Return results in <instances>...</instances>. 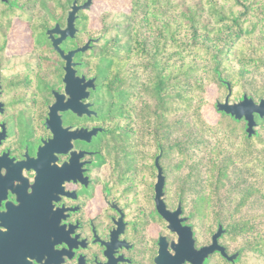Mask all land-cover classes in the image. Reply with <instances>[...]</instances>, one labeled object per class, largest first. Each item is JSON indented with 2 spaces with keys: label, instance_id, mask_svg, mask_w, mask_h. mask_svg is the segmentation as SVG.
Returning <instances> with one entry per match:
<instances>
[{
  "label": "flooded vegetation",
  "instance_id": "af4514ba",
  "mask_svg": "<svg viewBox=\"0 0 264 264\" xmlns=\"http://www.w3.org/2000/svg\"><path fill=\"white\" fill-rule=\"evenodd\" d=\"M23 2L0 0V264L235 262L240 253L226 257L233 252L222 223L216 238L222 250L215 249L220 222L215 226L210 209L213 185L167 181L161 148L148 165H115L107 158L106 129L91 98L99 83L87 73V49L74 53V69L84 82L95 77L81 102L90 101L96 113L88 116L79 103V111H58V126L50 106L55 92H64L65 61L46 33L55 23L38 20V8ZM75 35L61 41L64 51L81 45ZM67 41L73 45L65 46ZM260 119L255 114V129ZM92 127L101 130L89 140L81 136L80 129ZM158 154L163 179L157 202ZM183 185L195 193L189 207L181 197Z\"/></svg>",
  "mask_w": 264,
  "mask_h": 264
},
{
  "label": "trees",
  "instance_id": "16d2710c",
  "mask_svg": "<svg viewBox=\"0 0 264 264\" xmlns=\"http://www.w3.org/2000/svg\"><path fill=\"white\" fill-rule=\"evenodd\" d=\"M30 1V7L35 8ZM66 1L71 0H46L39 8H47L51 16L50 8H54V23L62 22ZM128 2L129 9L124 12L125 45L116 32L105 41L99 38L86 50L87 73L95 75L99 83L91 98L103 121H108L103 122L104 136L110 134L114 143H121H113L116 149H128L132 136L135 141H146L148 137L157 143L156 147L178 148L183 153L186 146H181L179 140L166 145L162 141L168 139L175 126L191 117L205 127H219L226 117V130L230 136H243L239 150L242 157L250 154L253 158L249 162L254 165V176L246 165L245 180H250L234 194L237 200L230 215L227 213L226 234L242 246L241 252L248 250L264 256V157L252 152L255 136H247L245 130L240 132L239 121L217 111L204 96L212 82L225 89L228 60L242 62L238 73L243 74L249 71L247 64L260 58L258 52L257 56L249 52L264 44L251 48L244 39L255 33L264 37V0ZM87 18L83 16L86 21ZM80 31L81 28L75 39ZM87 36L92 34L88 32ZM71 45L72 41L65 42V46ZM231 78L227 80L230 90ZM208 118L216 120L212 123ZM226 136L229 137L227 132ZM225 163L219 157L214 161L217 183H223L225 177L229 180L228 161ZM230 190L226 188L229 196L233 193Z\"/></svg>",
  "mask_w": 264,
  "mask_h": 264
},
{
  "label": "rangeland",
  "instance_id": "374dc122",
  "mask_svg": "<svg viewBox=\"0 0 264 264\" xmlns=\"http://www.w3.org/2000/svg\"><path fill=\"white\" fill-rule=\"evenodd\" d=\"M71 1L65 2L66 6L64 7L63 19L62 22L58 21L59 23L65 21L66 12L69 9ZM82 1L84 0H80L79 2ZM32 2L34 4L33 6L38 8V20H45V18H47L49 23H54V8H50L52 10V16L47 12V8H39L46 0H32ZM30 4V0L23 2L25 6H31ZM128 7V0H93L88 9L78 12V17L75 20L76 27L82 30L79 32L77 38L78 43L83 44L89 37H99L101 41H105L111 36H114L117 32L118 40L121 44L125 45L127 35L123 30L126 24L124 21V12L129 9ZM105 12L108 14H105ZM83 16H88L87 21L83 19ZM78 18L81 20H79L80 22L78 21L77 24ZM88 32L92 34V36H87ZM244 40L246 44L250 43L249 46L251 48H259L264 44V37L256 33L252 37H247ZM257 52L261 54L259 56L260 58L247 64L246 68H248L249 71L243 74L238 73V66L242 64V62L235 59L227 61L226 80L232 77L230 101H237L241 98L243 93L251 96L255 101H258L260 97H264V47L249 53L251 56H257ZM230 74H232V76ZM226 93V86L225 89H223L217 83L212 82L207 86L204 96L208 100V103L214 107L215 102L217 100L222 101ZM215 115L216 114H214V116ZM207 120L213 123L216 119L208 118ZM103 122L108 123L106 120ZM227 125L226 117L221 126H213L210 128L199 124L194 118H187L186 121L184 120L183 124H178L174 127L169 133L168 139H166L167 137L162 139L165 145L179 140L181 146H186L183 148V153L179 152L178 148L164 150L161 146L156 147L155 145H157V143H153L148 137H146V141H141L140 139L135 141L132 136L131 141L127 144V146H129L128 149H116L112 147L114 141L111 140L112 137L110 134L103 135L104 141L102 148L107 158L115 165L152 164L153 156L157 154L161 148V164L166 169L167 181L171 183L202 181L208 182V184L210 183V186L213 185L214 194L210 209L211 212L213 210L212 213L215 219V226H217L219 222L226 226L227 213L230 215L235 201L237 200L235 197L237 194L236 192H239L250 180V178L245 180L247 166L248 170L251 172L250 175L254 176L252 174L254 165L249 162L253 157H249L250 154L249 156L242 157L241 151L239 150L244 141L243 136H241V134L240 136H230L229 132L226 130ZM237 128L240 132L245 130V123L243 120L239 121ZM255 130L256 133L251 135L255 136L253 139L252 152L254 155H257V157H264V119L258 120ZM226 132L229 137L226 136ZM114 144L117 145L121 143L117 142ZM122 144L125 145L126 143ZM217 157H219V159L221 158L224 163L228 161L229 180L226 181L225 177L223 183H217L214 180V161ZM251 179L253 178L251 177ZM216 183L219 187H216ZM230 187L233 193L229 196V191L226 193V188L229 189ZM171 188L180 191V188H174L173 186ZM191 188L193 187L188 185H183L181 187V197L187 204V207H189L190 201L195 196ZM231 190L230 192H232ZM227 194L228 196L226 197ZM175 196H177V194H175L174 197ZM234 197L235 200L233 201ZM225 241L227 248L231 252L238 250L240 253L235 262L230 264H264L263 255L248 250L246 252H241L243 249L242 246H237L236 242L231 241L227 234Z\"/></svg>",
  "mask_w": 264,
  "mask_h": 264
},
{
  "label": "water",
  "instance_id": "95a60500",
  "mask_svg": "<svg viewBox=\"0 0 264 264\" xmlns=\"http://www.w3.org/2000/svg\"><path fill=\"white\" fill-rule=\"evenodd\" d=\"M93 0H84L80 3L77 2V0H72L69 9L66 12L65 17V24L63 26L60 25L59 22H56L52 27L48 28L46 30V33L48 35V38H50L52 45L54 49L60 54L62 59L65 61L64 65V74H63V82L65 84L64 86V92L58 93L55 92V100L50 106V115L51 117L55 116L58 126L60 127V116L58 114V111L66 110V109H73L76 111L77 106L80 103L81 111L85 110L86 107V113L87 115L95 114L96 112L90 108L92 103L90 101H87L86 103H82L81 99L86 97H89L90 89H94L95 87V77H89L84 82V77H78L75 75V69H74V61H73V55L74 53L78 51H84L86 49H90L92 47V43L99 40V37H89L86 39V41L76 46L75 48L69 49L67 51H64L60 47L61 41L65 37H74L77 27L75 25V20L78 17V11L83 9H88L90 5L92 4ZM78 80L81 81L80 88L77 89L76 83ZM226 86H227V93L225 94L222 101L217 100L215 102V108L217 111L223 112L227 115H230L231 117L235 119H241L243 118L246 122L245 131L247 133V136H251L252 134L256 133V130L254 128L256 124L255 120V114H257L259 117L264 116V97H260L258 101H255L251 96H248L246 93H243L241 98L237 101H230L229 95H230V87L229 82L224 80ZM79 113V112H78ZM63 130H67V128H64ZM81 130V136L85 135L86 139L89 140L93 135L97 133V131L101 130V127H92L90 129L82 128ZM75 137H79V130L71 131ZM158 156L155 157L154 163L158 166V179L155 186L156 189V201L158 202V191L161 186L162 182V175H161V169L158 165ZM178 211V210H177ZM163 214L166 213L168 216L169 211L163 209ZM176 212V211H175ZM171 228H174L171 226ZM224 228L221 223L218 224L217 231L215 233V249L216 250H222V247L218 245L216 238L220 235L221 231H223ZM239 251L236 250L232 254L228 255L226 254V257L230 260H233L237 255ZM6 264H14L12 260H7ZM25 264H30L29 261H25Z\"/></svg>",
  "mask_w": 264,
  "mask_h": 264
}]
</instances>
